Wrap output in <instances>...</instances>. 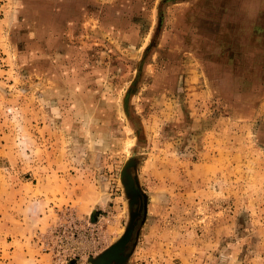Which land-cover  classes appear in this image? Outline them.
Masks as SVG:
<instances>
[{
  "label": "rangeland",
  "instance_id": "obj_1",
  "mask_svg": "<svg viewBox=\"0 0 264 264\" xmlns=\"http://www.w3.org/2000/svg\"><path fill=\"white\" fill-rule=\"evenodd\" d=\"M125 171L112 264H264V0H0V264H94Z\"/></svg>",
  "mask_w": 264,
  "mask_h": 264
},
{
  "label": "water",
  "instance_id": "obj_2",
  "mask_svg": "<svg viewBox=\"0 0 264 264\" xmlns=\"http://www.w3.org/2000/svg\"><path fill=\"white\" fill-rule=\"evenodd\" d=\"M123 183L126 188L127 194L131 199L130 206L133 210L135 204H139L141 194L137 188L135 178L127 171L123 173ZM138 213L132 211V218L130 225L124 235L118 240V242L107 250L98 260L94 261V264H112L113 262H123L127 258L126 250L129 243L133 240V228L136 222Z\"/></svg>",
  "mask_w": 264,
  "mask_h": 264
},
{
  "label": "flooded vegetation",
  "instance_id": "obj_3",
  "mask_svg": "<svg viewBox=\"0 0 264 264\" xmlns=\"http://www.w3.org/2000/svg\"><path fill=\"white\" fill-rule=\"evenodd\" d=\"M142 201H143V198H142V196H141V197H140V200H139V204H138V206L134 208V211H135L136 213H138V215H137L136 222H135V225H134V228H133V231H132L133 236H134V234H135V230H136V227H137L138 221H139V219H140V217H141V214H142ZM131 243H132V241L129 243V246H128L127 250H126V253H128V250H129V248H130Z\"/></svg>",
  "mask_w": 264,
  "mask_h": 264
}]
</instances>
